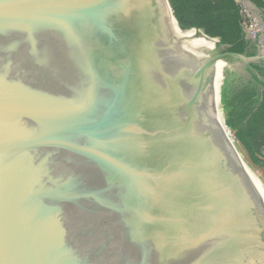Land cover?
Listing matches in <instances>:
<instances>
[{"label":"water","instance_id":"95a60500","mask_svg":"<svg viewBox=\"0 0 264 264\" xmlns=\"http://www.w3.org/2000/svg\"><path fill=\"white\" fill-rule=\"evenodd\" d=\"M168 8L0 0V264H264V173L221 104L251 61Z\"/></svg>","mask_w":264,"mask_h":264},{"label":"trees","instance_id":"16d2710c","mask_svg":"<svg viewBox=\"0 0 264 264\" xmlns=\"http://www.w3.org/2000/svg\"><path fill=\"white\" fill-rule=\"evenodd\" d=\"M252 1L259 4L258 0ZM168 2L181 32L202 31L207 37L219 40L217 48L229 46L222 54L251 56L243 27L242 6L237 0ZM247 72L251 79L230 71L221 73V84L225 75L220 85L225 128L244 149L250 163L264 173V65L252 63Z\"/></svg>","mask_w":264,"mask_h":264},{"label":"crops","instance_id":"0c3cea01","mask_svg":"<svg viewBox=\"0 0 264 264\" xmlns=\"http://www.w3.org/2000/svg\"><path fill=\"white\" fill-rule=\"evenodd\" d=\"M242 6V15L248 22L247 26L254 24L253 28L244 29L246 40L249 43V54L245 56L250 64L264 65V0L259 4L252 0H237Z\"/></svg>","mask_w":264,"mask_h":264},{"label":"bare ground","instance_id":"6f19581e","mask_svg":"<svg viewBox=\"0 0 264 264\" xmlns=\"http://www.w3.org/2000/svg\"><path fill=\"white\" fill-rule=\"evenodd\" d=\"M168 7V6H167ZM168 12L171 16L170 10L168 8ZM190 36L189 34H187V36H185L186 38H190L191 40L188 42L190 44V46L198 53V52H203V51H209L212 47L214 48L216 45V42L211 41L203 36H200L199 38H192V37H188ZM184 38V36H183ZM213 43V45L209 48V46ZM209 48V49H208ZM212 51V50H211ZM224 62L220 63L218 65H215V68L218 69H222V72H224ZM221 85V84H220ZM220 88V86H219Z\"/></svg>","mask_w":264,"mask_h":264},{"label":"flooded vegetation","instance_id":"af4514ba","mask_svg":"<svg viewBox=\"0 0 264 264\" xmlns=\"http://www.w3.org/2000/svg\"><path fill=\"white\" fill-rule=\"evenodd\" d=\"M175 25V24H174ZM192 33V32H191ZM191 33H189V35L191 36ZM215 49V51L213 52V53H211V55L210 56H208V59H214V58H219V57H221V56H223L222 55V51L224 50L222 47H220V48H211L209 51H213ZM226 61H230L229 59H227V58H221V59H218L215 63H214V65H218V64H220V63H225ZM231 62H232V60H231ZM221 73H222V69H218V68H216V69H214V71H213V78H214V80H215V82H216V84H217V86H220V84H221V78H220V76H221ZM263 259H264V257H263Z\"/></svg>","mask_w":264,"mask_h":264},{"label":"rangeland","instance_id":"374dc122","mask_svg":"<svg viewBox=\"0 0 264 264\" xmlns=\"http://www.w3.org/2000/svg\"><path fill=\"white\" fill-rule=\"evenodd\" d=\"M171 19H172V21H173V18H172V17H171ZM173 23H174V21H173ZM174 24H175V23H174ZM188 37L199 38V37H195L194 32H192V33H191V36H188ZM217 44H218V43H216V45H215V48H216V49H217ZM212 45H213V43L209 46V48H210ZM209 48H208V49H209ZM214 51H215V50H214Z\"/></svg>","mask_w":264,"mask_h":264},{"label":"built area","instance_id":"2783aa9c","mask_svg":"<svg viewBox=\"0 0 264 264\" xmlns=\"http://www.w3.org/2000/svg\"><path fill=\"white\" fill-rule=\"evenodd\" d=\"M242 12H243V10H242ZM244 18V17H243ZM247 24H248V22L246 21V19L244 18V23H243V27H244V29L246 28V26H247ZM248 28H253L254 27V24H250V26H247Z\"/></svg>","mask_w":264,"mask_h":264}]
</instances>
